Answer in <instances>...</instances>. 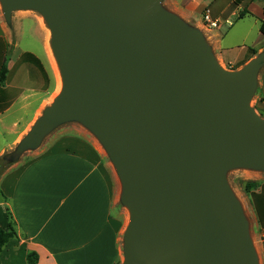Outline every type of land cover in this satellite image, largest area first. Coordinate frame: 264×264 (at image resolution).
<instances>
[{"label": "water", "instance_id": "95a60500", "mask_svg": "<svg viewBox=\"0 0 264 264\" xmlns=\"http://www.w3.org/2000/svg\"><path fill=\"white\" fill-rule=\"evenodd\" d=\"M0 1L45 18L63 78L20 148L73 121L96 135L131 213L124 264H260L226 169H264V57L225 70L162 0Z\"/></svg>", "mask_w": 264, "mask_h": 264}, {"label": "crops", "instance_id": "0c3cea01", "mask_svg": "<svg viewBox=\"0 0 264 264\" xmlns=\"http://www.w3.org/2000/svg\"><path fill=\"white\" fill-rule=\"evenodd\" d=\"M235 1L162 0L161 7L200 31L219 64L239 70L264 51L260 32L264 0ZM245 8L250 15L238 19ZM207 12L218 27L205 21ZM248 19L254 20L248 24L250 30L245 24ZM241 23V36L226 45L231 31ZM30 25L44 31L48 56L50 45L56 60L45 18L35 10L17 9L8 19L0 1V73L7 67L5 80L0 81V159L22 142L56 98L57 89L47 86L46 72L32 53L21 51L16 60L9 58ZM224 28L230 32L224 34ZM255 28L261 43L248 49L245 44ZM260 95L264 108V79ZM57 131L43 154L27 164L15 162L0 176V225L4 229L12 225L17 233L4 248L1 264H30L31 253L38 256L36 264H122L126 217L119 206L118 180L108 153L79 122L62 124ZM255 192L249 216L264 264V185Z\"/></svg>", "mask_w": 264, "mask_h": 264}, {"label": "rangeland", "instance_id": "374dc122", "mask_svg": "<svg viewBox=\"0 0 264 264\" xmlns=\"http://www.w3.org/2000/svg\"><path fill=\"white\" fill-rule=\"evenodd\" d=\"M250 23H254V20L248 19V21H246L245 24L248 25ZM243 24L244 23L236 25V27L231 31V33L229 34V37H227V40L225 42L226 45H228V41L236 40L237 38H239L241 36V33L244 31ZM248 29L250 30L251 26H249ZM229 30L230 29L224 28L223 29L224 34H227L228 32H230ZM257 41H258L257 31L255 28V30H253V33H251V35H250V37L247 40L245 45L248 49L251 47L252 48L258 47L257 45H260L261 42H257ZM46 43H47V39H46V34L44 33V31L38 29L35 25H30L29 31L27 33H25L20 40L19 49H15V48L12 49L11 48L9 58L11 57L12 59L14 58L16 60L21 51L32 53L34 55L37 63L40 64L41 68H43L46 72L47 86L48 87L52 86L53 89L56 90V89H58V86H59L58 77H57V73H56V70H55V67H54V64H53V61L51 59L50 54H49V56H50L51 60L49 59V56H48V53L46 50ZM238 43H240V42H234L233 45H236ZM261 56L264 57V51L260 52L253 59H257L258 57H261ZM220 65L225 70L237 71L235 69H231L229 66L225 67L222 64H220ZM263 79H264V65L258 73L257 87H256V90H255V92L251 98V101H250V107L253 108L256 111V113L259 114L261 117H264V108H262L260 105V100L262 99V97L260 95V86H261ZM56 93H57V91H56ZM73 122H76V121H73ZM64 124H66V123H64ZM61 126L62 125H59L58 127L52 129L49 133H47L40 140V142L38 144L31 146L26 142L27 144H25V147L20 148V145H19L9 154H15L16 153L15 157L13 156V160L16 163H19V164L29 163L30 161L34 160L36 157L43 154L47 150L50 143L58 135L57 133L59 131H57V130ZM87 130H89V129L87 128ZM89 132H91L95 136L94 137L90 133L94 138H97L96 135L92 131L89 130ZM8 140H9V138H8ZM24 140H26V139H24ZM97 142H99V141H97ZM99 144H101V142ZM100 146H103V145L101 144ZM108 160L111 164L112 170L114 171L115 177L118 180L119 206L122 209V211H124L125 217H126V220H125L126 221V227H125L124 233L121 237V246H122V250H123L122 264H124V261H125V236H126V230L130 224L131 213H130L129 208L123 202V199H122L123 192H124V186H123L122 179H121L112 159L109 157V155H108ZM226 179H227V182H228L236 200L240 204V206L244 212V215L248 221L249 235L252 239L256 254H257L259 262L261 264V256H260L261 254H260L259 249H258L259 242H258V239L256 236V230H255L254 226H252V222H251L250 216H249V201H251L253 199V197L256 196L255 191H258L260 189V187L264 185V169H255V168L243 167V166H231V167H228L226 169ZM248 183L253 184L252 187L249 189V191L246 190V185Z\"/></svg>", "mask_w": 264, "mask_h": 264}, {"label": "trees", "instance_id": "16d2710c", "mask_svg": "<svg viewBox=\"0 0 264 264\" xmlns=\"http://www.w3.org/2000/svg\"><path fill=\"white\" fill-rule=\"evenodd\" d=\"M256 0H247V3H252L255 2ZM236 4L239 3V0L235 1ZM246 15H250L249 11H247V9L245 8L239 15L238 19L244 18ZM260 32L264 35V21L261 22V26H260ZM253 53L256 55V51L253 50ZM6 73H7V67L4 66L1 70L0 73V81L4 82L5 77H6ZM263 101V98L260 100V102ZM15 163V161L13 160V156L12 154H8L5 155L4 157H2L0 159V176H2V174L11 166ZM253 184L248 183L246 185V190L249 191V189L252 187ZM15 238H17V233L15 231V229L13 228L12 225H10V227L8 229H4L1 225H0V264H1V255L3 253L4 248L6 247V245L11 242L12 240H14ZM28 261L30 264H36L38 261V256L36 253H31L28 256Z\"/></svg>", "mask_w": 264, "mask_h": 264}, {"label": "bare ground", "instance_id": "6f19581e", "mask_svg": "<svg viewBox=\"0 0 264 264\" xmlns=\"http://www.w3.org/2000/svg\"><path fill=\"white\" fill-rule=\"evenodd\" d=\"M48 34H49V32H48ZM48 50H49V54L51 56V59L53 61V64H54V67H55V70L57 73V77H58V82H59V86H58L57 93H56V97H57L61 94V92L63 90V78H62V74H61L58 62H57V60H55L53 53L51 51L50 45H48Z\"/></svg>", "mask_w": 264, "mask_h": 264}, {"label": "built area", "instance_id": "2783aa9c", "mask_svg": "<svg viewBox=\"0 0 264 264\" xmlns=\"http://www.w3.org/2000/svg\"><path fill=\"white\" fill-rule=\"evenodd\" d=\"M205 21L209 24L210 27L216 28L218 27V22L216 20H212L209 13L207 12L205 16Z\"/></svg>", "mask_w": 264, "mask_h": 264}]
</instances>
